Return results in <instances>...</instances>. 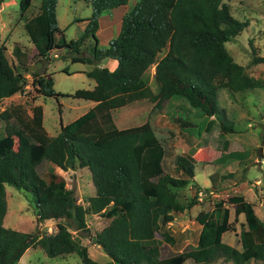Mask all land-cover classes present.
Listing matches in <instances>:
<instances>
[{
	"label": "trees",
	"instance_id": "obj_1",
	"mask_svg": "<svg viewBox=\"0 0 264 264\" xmlns=\"http://www.w3.org/2000/svg\"><path fill=\"white\" fill-rule=\"evenodd\" d=\"M89 1L92 10L85 17L83 30L70 39L65 37V28L58 25V0H40L33 13L29 10L32 0H19L18 5L37 60L47 61L54 48H65L73 62L93 63L106 57L116 60L113 68L94 64L86 71L95 80L92 88L56 91L53 77L45 73L47 66H43V73L30 69L29 52L18 42L11 47L17 62L10 63L6 47L0 42V100L24 91L27 72L43 95L97 100L87 111L61 124L53 136L44 128L41 104L31 106V115L22 103L0 110V118L5 121L0 135V264H16L26 248L36 245L50 257L75 252L82 264H186L187 259L207 264L219 258L235 264H250L252 260L264 264V221L256 214L253 202L239 193L229 195L227 201L234 206L235 220L241 212L245 216L246 223L240 231L241 249L222 241V233L234 225L229 220L226 200L218 198L210 210H200L195 215L201 224L196 245L160 256L162 240L174 242L165 229L173 212H182L196 203L195 199L180 203L175 192L194 177V158L191 154H177L175 168L184 175L169 173L163 166L165 147L151 122L145 120L120 130L110 111L142 98H149L160 108L165 100L179 97L199 114L219 119L217 140L226 147L230 141L225 134L235 127L219 115L218 90L241 93L263 86L260 77L248 74L234 60L225 44L248 21L235 17L224 0H137L123 14L117 35L106 46H100L96 34L100 14L129 0ZM90 38L93 42L88 47L85 42ZM164 48L165 52L158 56ZM253 60L264 61V56H254ZM153 63L157 90L145 79ZM63 70L68 72L66 66ZM105 119L110 120L109 127L102 122ZM178 120L189 124L180 117ZM213 122L211 118L206 124L210 128ZM44 159L58 160L64 170L87 167L95 193L84 198L85 204L78 201L67 187L66 178L54 167L38 170ZM6 184L29 195L38 221L63 218L57 221V229L39 234L5 226ZM92 213L110 219L94 235L89 233L86 219ZM161 227L162 237L156 239ZM71 229L83 231L100 244L108 259L93 258Z\"/></svg>",
	"mask_w": 264,
	"mask_h": 264
},
{
	"label": "rangeland",
	"instance_id": "obj_2",
	"mask_svg": "<svg viewBox=\"0 0 264 264\" xmlns=\"http://www.w3.org/2000/svg\"><path fill=\"white\" fill-rule=\"evenodd\" d=\"M19 0H5L1 4L0 11V42L6 47V55L9 62L15 64L17 61L11 54V47L14 42H18L29 52L30 65L38 62L34 56V43L28 37L23 26L24 18L20 14ZM75 0H59L56 5L58 25L63 26L71 18L86 17L90 15L91 8L84 2H74ZM229 4L232 14L241 19H246L248 24L243 30L232 39L228 40L226 48L235 61L244 66V70L255 77H260L263 86L245 92H231L226 88L218 90L219 115L222 120L231 123L235 127L233 132L225 134L229 139V144L217 140L220 123L217 117L214 118L212 126L209 128L206 121L209 117L198 113L186 100L173 97L162 102L160 108L154 106V101L149 98L134 100L123 106L111 109L113 122L116 128L122 130L125 127L138 125L145 120H149L165 147L163 159L164 168L173 175L183 176L184 174L175 168V158L177 154H191L196 162V174L188 185L176 188L175 192L180 203H187L190 199H195L196 203L185 208L183 212H177L174 219L167 223L166 227L174 237L173 244L168 242L160 243V256H168L174 252L194 246L200 230L199 223L195 220V215L200 210H210L213 202L222 198L226 200V206L230 209V220L236 230H227L224 233L223 241L239 246V230L243 228L244 216L240 214L234 221L233 204L227 201V197L233 193L245 195L254 200L257 213L264 219V61L253 60L254 56H264V0H224ZM40 0H32L29 10L31 13L38 8ZM29 14V13H28ZM82 31L80 22L75 21L68 26L65 31L67 39L76 38ZM99 39H105L102 34H98ZM93 41L91 38L85 42L90 47ZM107 44L101 45L106 46ZM65 48L53 50L51 52L48 71L52 72L53 85L57 91L73 92L79 87H88L91 77L84 74L72 72L82 66L81 62H73ZM166 48L158 55H162ZM88 49L84 47V53L88 54ZM57 55H56V54ZM105 58L86 65L92 68L94 64L100 65ZM46 61V59L44 60ZM86 64V63H85ZM42 63L36 69L40 73L44 72ZM67 67L68 72L63 71ZM155 63L149 66L145 72V79L154 90H157V81L154 78ZM24 91L12 96V101L23 103L30 114L31 106L38 100L43 99L45 114L44 126L51 135H55L58 130V101L53 96H44L38 92L37 87L31 83L32 75L28 72L25 76ZM93 79V78H92ZM34 97L36 98L34 100ZM80 98L62 96L64 120L70 112L71 107H77L76 102ZM4 106V101L0 102V109ZM178 117L185 119L189 124H184ZM68 120V119H67ZM112 120V119H111ZM14 122V119H10ZM107 127L110 120L102 121ZM5 121L0 118V135L4 133ZM205 139V140H204ZM228 151H231L230 154ZM55 157H59L55 154ZM236 158L240 159L237 160ZM57 160L44 159L38 165L39 171H44L48 167H54L66 178L67 187L71 188L78 201L84 203L83 199L95 193V188L91 179V173L86 167L64 170ZM222 176L221 183L212 187V179L218 182ZM216 184V183H215ZM214 186V185H213ZM208 189V190H206ZM7 212L4 217V225L23 231H37L39 234L53 232L57 229V221L63 218H48L42 221L36 219L35 208L29 195L13 185L6 184ZM89 224V233L100 230L109 222V218L96 213L86 217ZM156 232V239H161V231ZM73 236L87 246L89 254L97 260H107L108 256L93 242L83 231L71 229ZM101 253V254H100ZM187 264H194L192 259L186 261ZM17 264H82L75 252L48 256L42 247L30 246L24 251ZM208 264H234L232 261H213Z\"/></svg>",
	"mask_w": 264,
	"mask_h": 264
},
{
	"label": "crops",
	"instance_id": "obj_3",
	"mask_svg": "<svg viewBox=\"0 0 264 264\" xmlns=\"http://www.w3.org/2000/svg\"><path fill=\"white\" fill-rule=\"evenodd\" d=\"M59 1V0H58ZM78 1H80V2H84L86 5H87V7H90L91 8V10H92V7H91V4H90V1L89 0H75L74 2L76 3V2H78ZM137 0H129L127 3H125V4H120V5H118V6H115V7H112V8H110V9H108V10H106V11H103L101 14H100V16H99V19H98V21H99V27H98V29H97V31H96V34L98 33V34H102L104 37H106L105 39H99V41H98V44L101 46V45H104V44H108L109 43V41L114 37V36H116L117 35V33L119 32V29H120V26H121V20H122V16H123V14L125 13V12H127L134 4H135V2H136ZM3 2H5V0L3 1ZM2 2V3H3ZM2 9V6L0 7V11H2L1 10ZM91 14V13H90ZM89 16V15H88ZM88 16H86V17H88ZM76 16H71V18L67 21V23H65L63 26H60V27H64L65 28V31H67V29H68V26H70L72 23H74L75 21H78V22H80L81 23V25H82V30H83V28H84V26H85V24H86V22H87V20L85 19V17H81V18H75ZM29 37V36H28ZM227 42V41H226ZM56 49H60V48H56ZM55 48L54 49H52L51 51H50V53H49V56H50V54H51V52H53V50H56ZM56 54V53H55ZM57 55V54H56ZM49 58V57H48ZM50 59H51V57H50ZM50 59H49V61L47 60V61H42V60H39V61H41L43 64H44V66H47V68H46V72L45 73H50L51 74V76H52V72H50V71H48V64L50 63ZM77 62H79V61H77ZM115 62H116V60L114 59V58H111V57H106L105 58V60L103 61V62H101L100 63V65L99 66H107V67H109V68H113L114 67V65H115ZM47 63V64H46ZM82 63V66L80 67V68H77V70H75V71H72V72H78V73H81V74H84L86 77H88V78H90L87 74H86V71L87 70H89V69H91V68H87L86 67V65H88V64H91V63H86V62H81ZM86 63V64H85ZM63 69V68H62ZM64 71V70H63ZM53 77V76H52ZM55 84V82H54V80H53V85ZM94 84H95V80L94 79H92L91 78V82L88 84V87H85V88H92L93 86H94ZM53 88L55 89V87L53 86ZM56 90V89H55ZM57 91V90H56ZM17 93H19L20 94V92H16V93H14V94H12V95H9V96H6V97H4L2 100H0V102L1 101H4V106L3 107H1V109L0 110H2V109H4V107L5 106H7V105H9V104H18V103H20V102H16V101H12V96L13 95H15V94H17ZM44 96H53L57 101H58V126H59V130H60V127H61V124H65V123H67V122H69L70 120H72V119H74V118H76L77 116H79L80 114H82V113H84L85 111H87L89 108H91L92 106H94L96 103H97V100H93V99H89V98H83V97H78V98H80L79 99V101H77L76 102V105H77V107H71V109H70V112L68 113V115H67V119L66 120H64V118H63V116H62V113H63V108H62V102L59 100V99H61L62 98V95H57V96H55V95H43V97ZM74 97H77V96H74ZM173 98V97H172ZM36 98L34 97V100H35ZM37 100V102L36 103H34V104H41V106H42V113H43V117H42V121H43V125H44V120H45V114H44V108H43V99H41V100H38V98L36 99ZM130 103V102H129ZM23 104V103H22ZM33 104V105H34ZM126 104H128V103H126ZM125 105V104H124ZM123 106V105H122ZM113 109V108H112ZM111 110V109H110ZM32 114V112L30 113V115ZM112 114V113H111ZM211 118H215L214 116H209V119H211ZM144 122V121H143ZM44 128H45V126H44ZM46 129V128H45ZM59 130H58V132H59ZM46 131H47V129H46ZM57 132V133H58ZM47 133L49 134V135H51L48 131H47ZM56 133V134H57ZM55 134V135H56ZM53 136V135H52ZM231 151H228V153H230ZM237 160H240V159H238V158H236ZM194 163H195V167H196V162H195V160H194ZM82 168V167H81ZM87 168V167H86ZM55 169V168H54ZM88 169V168H87ZM56 170V169H55ZM89 170V169H88ZM57 171V170H56ZM57 172H59V171H57ZM61 173V172H60ZM195 174H196V168H195ZM195 176V175H194ZM222 176H220V179H218V182H215V178L214 179H212V187H216L217 186V184H219V183H221V180H222ZM193 179H194V177H193ZM216 183V184H215ZM214 185V186H213ZM5 188H6V185H5ZM95 188V187H94ZM234 194V193H233ZM242 194V193H241ZM6 195H7V191H6ZM93 195V194H92ZM243 195V194H242ZM244 197L247 199V200H250V201H252L253 202V207H254V210H255V212H256V214L259 216V218L260 219H262L263 221H264V219L257 213V211H256V206H255V202H254V200H251V199H249V198H247L245 195H244ZM7 200V199H6ZM83 201H84V199H83ZM81 202V201H80ZM83 203V202H82ZM226 203V202H225ZM84 204H85V201H84ZM226 205V204H225ZM228 207V206H227ZM6 212H7V210H6ZM177 212H180V211H177ZM177 212H173V214H174V217H175V215H176V213ZM183 212V211H182ZM233 212H234V221H236L235 220V210H234V206H233ZM92 214H94V213H92ZM97 214V213H96ZM240 214H243V216H244V213L243 212H241V213H239L238 214V216H237V219H238V217H239V215ZM5 215H6V213H5ZM5 215H4V217H5ZM99 215V214H98ZM174 217H173V219H174ZM195 218V217H194ZM172 219V220H173ZM171 220V221H172ZM229 220H230V209H229ZM170 222V221H169ZM230 222L232 223V221L230 220ZM199 223V222H198ZM244 223H246L245 222V216H244ZM243 223V224H244ZM3 224H4V218H3ZM88 224V223H87ZM242 224V225H243ZM89 225V224H88ZM167 225V224H166ZM199 225H200V228H201V224L199 223ZM6 226V225H5ZM10 227V226H9ZM243 227H244V225H243ZM13 228V227H12ZM165 229H167V227L165 226ZM19 230V229H18ZM168 230V229H167ZM227 230H229V229H227ZM227 230H225V231H227ZM230 230H236V228H235V226H234V228L232 229H230ZM23 231V230H22ZM169 231V230H168ZM200 231V230H199ZM225 231L222 233V235H221V238H222V241H223V238H224V233H225ZM240 231H241V229L239 230V238H240ZM170 233V232H169ZM199 234V233H198ZM170 235H171V233H170ZM172 236V235H171ZM173 237V236H172ZM174 238V237H173ZM197 238H198V236H197ZM174 241H175V239H174ZM164 242H166V241H164V240H162V242L161 243H164ZM225 242V241H224ZM174 243V242H173ZM172 243V244H173ZM197 243V242H196ZM227 243V242H226ZM170 244V243H169ZM228 244H230V245H233L234 247H236V248H238V249H241L242 248V243H241V239H240V243H239V246H236V245H234V244H232V242L231 241H229L228 242ZM196 245V244H195ZM194 245V246H195ZM99 247H101L100 245H99ZM190 247H192V246H190ZM189 247V248H190ZM26 249H28V248H26ZM183 250V249H182ZM24 253V252H23ZM101 254V253H100ZM22 256V255H21ZM20 259V258H19ZM188 260V259H187ZM186 260V261H187ZM219 260H222V261H231V260H224V259H222V258H219V259H217V260H215V261H219ZM102 261H105V260H102ZM18 262V261H17ZM256 260L254 261V260H252L251 262H250V264H256ZM234 263V262H233ZM17 264V263H16ZM187 264V263H186ZM195 264V263H194ZM208 264V263H207ZM235 264V263H234Z\"/></svg>",
	"mask_w": 264,
	"mask_h": 264
},
{
	"label": "water",
	"instance_id": "obj_4",
	"mask_svg": "<svg viewBox=\"0 0 264 264\" xmlns=\"http://www.w3.org/2000/svg\"><path fill=\"white\" fill-rule=\"evenodd\" d=\"M42 64L41 61H38L36 63H33L29 66L30 69H36L38 66H40ZM100 245V244H99ZM101 246V245H100Z\"/></svg>",
	"mask_w": 264,
	"mask_h": 264
}]
</instances>
